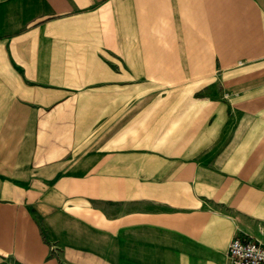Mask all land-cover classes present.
<instances>
[{
  "label": "crops",
  "instance_id": "obj_1",
  "mask_svg": "<svg viewBox=\"0 0 264 264\" xmlns=\"http://www.w3.org/2000/svg\"><path fill=\"white\" fill-rule=\"evenodd\" d=\"M264 242V0H0V264H224Z\"/></svg>",
  "mask_w": 264,
  "mask_h": 264
},
{
  "label": "built area",
  "instance_id": "obj_2",
  "mask_svg": "<svg viewBox=\"0 0 264 264\" xmlns=\"http://www.w3.org/2000/svg\"><path fill=\"white\" fill-rule=\"evenodd\" d=\"M224 264H264V242L247 235L230 238Z\"/></svg>",
  "mask_w": 264,
  "mask_h": 264
}]
</instances>
